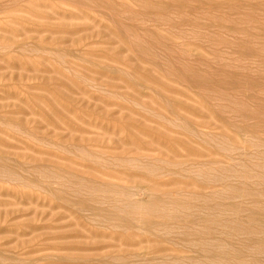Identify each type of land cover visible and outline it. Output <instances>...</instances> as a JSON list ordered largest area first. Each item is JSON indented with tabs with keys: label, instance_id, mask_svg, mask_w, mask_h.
I'll list each match as a JSON object with an SVG mask.
<instances>
[{
	"label": "rangeland",
	"instance_id": "rangeland-1",
	"mask_svg": "<svg viewBox=\"0 0 264 264\" xmlns=\"http://www.w3.org/2000/svg\"><path fill=\"white\" fill-rule=\"evenodd\" d=\"M123 156L190 207L123 226ZM263 210L264 0H0V264H264Z\"/></svg>",
	"mask_w": 264,
	"mask_h": 264
},
{
	"label": "bare ground",
	"instance_id": "bare-ground-1",
	"mask_svg": "<svg viewBox=\"0 0 264 264\" xmlns=\"http://www.w3.org/2000/svg\"><path fill=\"white\" fill-rule=\"evenodd\" d=\"M137 157V156H136ZM129 158H127V156H123V157H118V158H116V160H115V162H117V164L115 163H113L114 164V166L112 165V167L114 168V169H119V170H121L122 172H120L119 173V175L121 176V180H123V181H125L126 182V184H116V185H114L113 183H110V182H99V181H94V182H92L91 183V185L93 186V187H95V188H105V189H107V191H113L114 192V190L115 191H117V192H119V194H121V196H123L124 198L123 199H121L120 201H119V203H116V204H114V205H116L117 206V208H119V209H117V210H119L120 211V209L121 208H124L125 209V207L127 206H133V207H131V208H133L132 210V212L131 213H129V212H127V213H129L128 215L129 216H131V217H133L134 218V221H132V222H129V221H127L126 219H124V218H119V219H116L117 218V216L114 218V219H116V220H118L120 223H122V225L124 226V223L126 224L125 226H126V228L127 229H131L132 230V226L136 223H139V224H141V226H143L144 228L145 227H147L148 228V230L149 229H151V228H153V227H157V225H156V220L157 219H165V217L163 216L164 214H163V212L167 209V207H169L170 206V208L172 209V207L173 206H175V207H178V209L179 208H183V209H188L189 207H190V203L188 202V200L187 199H183V197H181V198H178V196H180V193H182V192H185L186 194H194V192H192V191H188V190H180V189H176L175 188V190H171L170 188L172 187V185L174 184V182L173 183H162V182H160L159 180H160V174H157V173H154V172H152V171H148V169L146 170H138V171H134V170H132V169H129V168H126V166L124 167V165L122 166V163L123 162H126L125 160H128ZM144 160V159H147V161L149 160V162H155V160L153 159V158H135V161L136 160ZM131 160V159H130ZM210 163H212V164H215L216 162H214L213 160H211L210 161ZM196 164H198V165H205V164H201V163H194V164H192V165H196ZM134 169V168H133ZM173 171H176V170H173ZM176 174H181L182 176L184 175L185 176V174L187 175V173H188V171H186V170H177L176 172H175ZM186 177V176H185ZM192 178H193V176H191ZM189 178V182L190 183H192V184H194V178L192 179V178ZM162 178V177H161ZM202 189H204V188H202ZM205 189H207V188H205ZM204 189V190H205ZM104 190V189H103ZM131 190H136V191H139V192H142L144 195H146L147 196V201H141V202H137V201H134V199H133V201L130 199V196H129V194H131ZM196 192V191H195ZM112 193V192H111ZM133 193V192H132ZM136 193V192H135ZM142 193H141V195H142ZM200 193V192H199ZM196 195H197V193H195ZM110 195V194H109ZM133 195V194H132ZM140 195V196H141ZM183 195V194H182ZM196 195H194V196H196ZM136 196V195H135ZM134 196V197H135ZM189 196V195H188ZM215 196V195H214ZM114 197H115V195H114ZM113 197V198H114ZM198 197V196H197ZM205 197V196H204ZM188 198V197H187ZM190 198V197H189ZM66 199V198H65ZM196 199V198H195ZM117 200V199H116ZM145 200V199H144ZM190 200V199H189ZM197 200V199H196ZM65 201V200H64ZM112 202V201H111ZM191 202V201H190ZM114 203V202H113ZM203 203H205V200H204V202ZM111 204V203H110ZM194 206V204H191V206ZM78 206L79 207H81L82 209L83 208H87L88 207V205H87V203H86V201L85 200H80V202L78 201ZM77 206V207H78ZM204 206H205V204H204ZM208 206V205H207ZM91 207V206H90ZM174 207V208H175ZM116 208V207H115ZM226 208H228V207H226ZM235 208V207H234ZM142 209H150L149 210V212L147 213V214H142L141 212H140V210H142ZM198 209V208H197ZM86 210V209H85ZM115 210V209H114ZM199 210V209H198ZM258 210V209H257ZM94 211V210H93ZM126 211H127V209H126ZM177 211V210H176ZM234 211H235V209H234ZM264 211V210H263ZM95 212V211H94ZM97 212V211H96ZM123 212V211H122ZM142 212H143V210H142ZM196 212H198V211H196ZM210 212V211H209ZM213 212V211H212ZM245 212V211H244ZM102 213V212H101ZM104 213V212H103ZM113 213H114V211H113ZM236 213V212H235ZM97 214H99V212L97 213ZM96 214V215H97ZM123 214H125V213H123ZM99 215H101V214H99ZM116 215H118V214H116ZM104 216H105V214H104ZM128 216V217H129ZM193 216H194V214H193ZM211 216V215H210ZM253 216H254V214H253ZM253 216L251 217V218H248L250 221H252V219H254L255 220V218H257L258 217V214H255V218H253ZM98 217V216H97ZM101 217V216H100ZM103 217V216H102ZM110 218H112V216H109ZM118 217H120L119 215H118ZM262 217V218H261ZM259 219H261L260 221H262V219H264V217L261 215L260 217H259ZM258 219V220H259ZM104 220V219H103ZM216 220V219H215ZM218 220V219H217ZM110 221V220H109ZM163 221H165V220H163ZM189 221H190V223H191V220L189 219ZM194 221H197V220H194ZM256 221H257V219H256ZM106 222V221H105ZM112 222V221H111ZM124 222V223H123ZM166 222V221H165ZM180 222V221H179ZM192 222H193V220H192ZM202 222V221H201ZM218 222V221H217ZM258 222V221H257ZM264 222V221H263ZM189 223V222H188ZM190 223H189V225H190ZM204 223V222H203ZM236 223V222H235ZM253 223H254V221H253ZM162 224H164V223H162ZM166 224V223H165ZM186 224V223H185ZM108 225V224H107ZM121 225V224H120ZM120 225H119V228H120ZM204 225V224H203ZM226 225V224H225ZM236 227V226H235ZM239 227V226H238ZM159 228V227H158ZM205 228V227H204ZM145 231H146V229H144ZM242 230V229H241ZM126 231V230H125ZM128 231V230H127ZM134 231V230H133ZM131 232L130 234H125V233H123V232H117V233H112V234H115L116 235V237H117V239L119 240V241H123V242H126L125 240H127L129 237H133V236H136V234L134 233V232ZM139 231V230H138ZM151 231V230H150ZM160 230H158V232H159ZM170 231V230H169ZM189 231V230H188ZM148 232V231H147ZM146 232V233H147ZM232 232V231H231ZM127 233H129V231L127 232ZM168 233V232H167ZM101 234V233H100ZM99 234V232H97L96 233V236L98 235H100ZM102 235L103 234H101L100 236L102 237ZM165 235V234H164ZM97 236V237H98ZM157 236H159L160 237V235L158 234ZM169 236H170V234H169ZM197 236V235H196ZM238 236V235H237ZM257 236V235H256ZM103 237H106L105 236V234L103 235ZM141 237V236H140ZM262 237V236H261ZM112 238V237H111ZM144 238V237H143ZM161 238H162V236H161ZM145 239V238H144ZM157 239H159V238H157ZM162 240V239H161ZM140 241H142V239L140 240ZM146 241H150V240H147L146 239ZM129 242H131V241H129ZM145 242V241H144ZM143 242V243H144ZM156 242V241H155ZM163 242V241H162ZM182 242H183V240H182ZM132 243V242H131ZM153 243V242H152ZM160 242H156V244L158 245V247L161 245V244H159ZM167 243H169V242H167ZM167 243H165V244H167ZM176 243V242H175ZM133 244H135L134 242H133ZM137 244V243H136ZM163 244V243H162ZM127 245V244H126ZM164 245V244H163ZM162 245V246H163ZM129 246V245H128ZM140 246V245H139ZM228 246V245H227ZM226 246V247H227ZM133 247H134V245H133ZM161 248V247H160ZM164 248V247H163ZM244 248V247H243ZM48 249V248H47ZM166 249V248H165ZM235 249V248H234ZM240 249H242V248H240ZM164 251V249H158V248H156V251ZM261 250V249H260ZM155 251V252H156ZM160 251V252H161ZM165 251H167V250H165ZM175 251V250H174ZM216 251V250H215ZM167 252H169V251H167ZM176 252V251H175ZM174 252V253H175ZM204 252V251H203ZM224 251H222V253H223ZM164 253V252H163ZM163 253H161V254H163ZM183 253V252H182ZM201 254H202V250H201V252H200ZM212 253V252H211ZM217 253V252H216ZM221 253V252H220ZM219 253V254H220ZM225 253V252H224ZM260 253V252H259ZM155 254H157V255H159L160 253H155ZM170 254V253H169ZM197 254V253H196ZM204 254V253H203ZM206 254V253H205ZM208 254V253H207ZM218 254V253H217ZM112 255V254H111ZM118 255H119V253H118ZM123 255V254H122ZM128 255V254H127ZM164 255H166L165 253H164ZM168 255V254H167ZM214 255V254H213ZM228 255V254H227ZM231 255V254H230ZM105 256V255H104ZM106 256H109V254H107ZM114 256H116L117 257V255H114ZM120 256H121V254H120ZM124 256V255H123ZM122 256V257H123ZM130 256V255H129ZM163 256V255H162ZM232 256V255H231ZM67 257V256H66ZM102 257V256H101ZM125 257V256H124ZM136 257V256H135ZM220 257V256H219ZM219 257H217V255H216V258L218 259ZM222 257H224V256H222ZM256 257V256H255ZM45 258V257H44ZM84 258V257H83ZM90 258V257H89ZM97 258V257H96ZM96 258H93L92 259V261H94V262H96L94 259H96ZM99 258V257H98ZM110 259H111V257H109ZM108 258V259H109ZM115 258V257H114ZM117 258H119V257H117ZM174 258V257H173ZM215 258V257H214ZM67 259V258H66ZM65 259V260H66ZM88 259V258H87ZM104 259H107V258H104ZM124 259V258H123ZM208 259V258H207ZM211 259V258H210ZM213 259V258H212ZM231 259V258H230ZM44 260V259H43ZM43 260H40V261H43ZM72 260V259H71ZM97 260V259H96ZM101 260H103V258L101 259ZM168 260V259H167ZM181 260V259H180ZM201 260H203V259H201ZM206 260V259H205ZM238 260V259H237ZM60 261H64V259H60ZM67 261V260H66ZM81 261H82V259H81ZM86 261V260H85ZM90 260H88V262H89ZM98 262H100L99 260H97ZM126 261V260H125ZM170 261V260H169ZM183 261V260H182ZM220 261V260H219ZM230 261V260H229ZM72 262V261H71ZM104 262V261H103ZM132 262V261H131ZM160 262V261H159ZM187 262V261H186ZM203 262V261H202ZM207 262V261H206ZM213 262V261H212ZM76 263V262H75ZM80 263V262H79ZM82 263V262H81ZM110 263V262H109ZM126 263V262H125ZM129 263V262H128ZM204 263V262H203ZM227 263H229V262H227ZM230 263H235L234 261L233 262H230ZM229 263V264H230ZM61 264V263H60ZM63 264V263H62ZM70 264V263H69ZM108 264V263H107ZM216 264H221V263H216Z\"/></svg>",
	"mask_w": 264,
	"mask_h": 264
}]
</instances>
